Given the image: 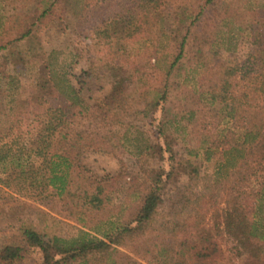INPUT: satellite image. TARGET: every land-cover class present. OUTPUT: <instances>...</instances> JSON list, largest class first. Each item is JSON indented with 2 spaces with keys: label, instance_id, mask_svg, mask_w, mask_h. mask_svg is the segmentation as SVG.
Instances as JSON below:
<instances>
[{
  "label": "trees",
  "instance_id": "trees-1",
  "mask_svg": "<svg viewBox=\"0 0 264 264\" xmlns=\"http://www.w3.org/2000/svg\"><path fill=\"white\" fill-rule=\"evenodd\" d=\"M214 1L206 0L205 4ZM238 2L245 5L244 15L258 14L249 27L255 59L247 66L221 60L205 63V52L199 50L203 58L199 61L206 65L199 96L200 101L204 97L200 110L201 128L194 133L193 127H198L193 120L198 119L196 110L189 112L184 126L188 137L192 136L197 142L195 160L178 157L173 140L167 135L169 122L154 118L158 122L154 131L157 141L147 136L144 143L137 146L143 162V178L134 179L126 203L116 220L110 222L111 228L104 233L103 239L46 240L34 226L22 224V243L2 247L0 264H25L35 249L41 252L42 259L41 263L33 264H264V175L258 177V172L264 174L261 79L264 7L255 10L251 0ZM129 4L137 11L130 7L119 17L101 20L94 33L106 43L111 42L112 36L126 41L171 40L173 60L162 73L154 100L144 110L148 117L155 111L165 114L173 71L183 60L192 28L201 21L204 9L201 6L194 20L185 26V32L179 35L165 28V13L172 10V0H130ZM65 5L63 0H37L34 22L13 41H7L8 26L2 24L0 52L7 50L14 41L31 37L38 21L53 15L58 7L64 13ZM174 13L178 16L179 12L175 9ZM185 20H189L186 14L180 22L185 23ZM51 67L48 63L47 79L39 83L41 95L30 97L20 105L29 108V112L32 106H45V112L36 114L35 118L38 122L35 138L39 146L30 153L23 147L14 151L12 144L2 146L0 170L5 176L0 178V185L10 187L16 180L21 186L29 183L34 199L62 200L71 213L75 211L78 221L89 227L83 217L86 211L101 209L107 193L105 184L111 179L92 174L83 162L84 156L89 151L116 155L119 147L107 135L108 131L95 130L92 126L76 127L77 118L84 113L79 109L80 93L72 82L75 77L70 74L69 65L62 74ZM94 67L89 65L84 69V76L91 78L96 72V75L108 77L112 88H118L101 105H95L89 115L105 121L108 112L103 108L108 107V102H116L133 74L125 76L127 72L122 74L119 66L108 63ZM44 91L47 95L42 94ZM21 113L16 110L18 116ZM199 151L203 153L204 163H212L217 170L213 175L205 174L197 164ZM188 152L191 156L194 151ZM38 158L42 159L40 164L36 161ZM153 160H159L162 166L154 168L151 166ZM183 179L185 184L180 199L171 200L170 220L163 226L158 225L159 211L166 203L165 190ZM252 185L254 188L250 190ZM121 249L128 250L134 257L131 254L120 256Z\"/></svg>",
  "mask_w": 264,
  "mask_h": 264
},
{
  "label": "rangeland",
  "instance_id": "rangeland-1",
  "mask_svg": "<svg viewBox=\"0 0 264 264\" xmlns=\"http://www.w3.org/2000/svg\"><path fill=\"white\" fill-rule=\"evenodd\" d=\"M129 2L130 0H63L66 4L64 13L58 7L53 15L36 23L31 37L14 41L7 50L0 52V148L12 144L14 151L23 147L30 153L39 146L35 138L38 125L35 118L36 114L45 112V106H32V113L27 111L29 108H21L20 105L30 97L41 95L38 93L39 83L47 79L48 63L59 74L66 71V66L69 65L70 74L75 77L72 82L80 93L82 102L79 109L84 113L77 118L76 127L83 129L92 126L95 130L108 131L107 135L119 147L116 155L89 151L84 156L83 162L92 174L111 179L105 184L107 193L103 197L101 209L86 211V216L83 217L89 227L80 223L75 211L71 213L62 200L34 199L29 183L21 186L16 180L10 187L0 185V249L22 243V224L34 226L46 240L103 239L104 233L111 228L110 222L116 220L126 203L134 179L143 178V162L137 146L144 143L147 136H151L153 142L157 141L154 131L158 122L154 118L169 122L167 135L171 136L178 157L195 160L197 142L192 136L188 137L184 126L189 112L196 110L199 113L198 119L193 120L198 127H193L194 133L201 128L200 110L204 97L200 101L199 96L201 76L206 72V65L199 61L203 59L199 50L206 53L205 63L221 60L230 62L231 65L247 66L255 59L249 29L258 17L254 11V14L244 15L245 5L241 6L238 0H215L209 5L205 4L206 0H172V10L165 13V28L169 32L182 35L185 26L194 20L201 6L204 14L201 21L193 26L183 60L173 71L166 113L155 111L153 116L148 117L144 112L145 107L154 100L162 73L173 60L171 40L161 38L159 41H126L112 36L109 40L111 42L106 43L94 33L101 20H108L115 15L119 17L130 7L137 11ZM251 3L255 10L264 7V0H251ZM36 4L37 0H0V26L6 23L8 33H12L6 35L7 41H13L19 32L26 30L34 22ZM175 9L179 12L178 16L174 13ZM185 14L189 20L181 23ZM104 63L119 66L122 74L127 72L125 76L133 74L131 80L123 86L121 96L117 95L116 102H108V107L103 108L108 112L105 121L93 119L89 115L95 105H101L118 88H112L111 80L106 76L96 75V72L91 78L84 76V69L89 65L98 68ZM262 63L264 65V61ZM262 68L264 91V66ZM259 72L260 70L258 74ZM42 94L47 95V92ZM17 109L22 111L19 116L16 114ZM188 150L194 151L193 155L189 156ZM199 153L197 164L202 166L205 174L213 175L217 170L213 169L212 163H204L202 151ZM36 161L40 164L42 159L38 158ZM162 164L159 160H153L151 166L157 168ZM263 175L258 172L259 178ZM4 176L0 170V178ZM184 184L183 179L175 185L170 184L165 190L166 203L159 211L158 225L163 226L170 220L169 214L173 208L171 200L180 199ZM253 188L252 185L250 190ZM121 253L120 256L131 254L123 249ZM131 256L134 257L132 254ZM41 259V252L35 249L30 252L25 264L41 263Z\"/></svg>",
  "mask_w": 264,
  "mask_h": 264
}]
</instances>
